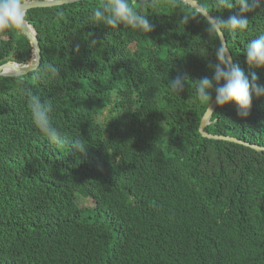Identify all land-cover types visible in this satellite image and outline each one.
I'll return each mask as SVG.
<instances>
[{
	"label": "trees",
	"instance_id": "trees-1",
	"mask_svg": "<svg viewBox=\"0 0 264 264\" xmlns=\"http://www.w3.org/2000/svg\"><path fill=\"white\" fill-rule=\"evenodd\" d=\"M100 2L28 10L40 64L0 76V264H264V150L199 132L195 87L213 75L218 40L201 17L180 24L169 0L144 10L147 34L85 22ZM200 2L225 20L238 11ZM245 15L246 30L224 37L233 64L264 84L244 52L264 34V6ZM31 53L21 31L0 33V65ZM178 70L180 95L168 85ZM25 91L52 103L65 144L35 128ZM204 130L264 148V96L246 118L217 106Z\"/></svg>",
	"mask_w": 264,
	"mask_h": 264
},
{
	"label": "clouds",
	"instance_id": "clouds-1",
	"mask_svg": "<svg viewBox=\"0 0 264 264\" xmlns=\"http://www.w3.org/2000/svg\"><path fill=\"white\" fill-rule=\"evenodd\" d=\"M157 3L158 0H141L140 10H136L130 5L129 0H101L99 7L93 8L91 14L84 20L93 24L102 22L111 29H119V26L123 25L124 28H130L139 34H147L152 32L155 26L150 23L149 16L144 14V10L154 9ZM169 3L177 11L184 13L180 24L186 25L190 20L201 17L208 25L206 31L210 37L218 40L215 46L217 62L209 65L213 69V75L197 80L195 91L199 101L207 105L208 112L213 113L210 105L213 102L214 91L216 105L224 106L234 102L237 116L248 117L253 96L257 98L264 96V84L258 83V77L254 72L249 78L239 65L232 63L230 48L224 35L227 32L236 36L246 30L249 20L245 14L264 6V0H214L212 9L238 7L237 13L226 20L210 15V10L200 0H196L194 5L189 4L187 0H169ZM27 10L28 0H0V33L17 30L22 32L26 26ZM75 50L79 51V45H76ZM244 52L249 67H264V34L248 40ZM186 81L187 76L178 70L176 76L168 81V85L174 93L180 95L185 89ZM25 95L29 101L31 120L35 128L50 143L65 144L66 137L52 121V103L42 101L41 96L32 91H25ZM72 147L80 153H85L87 144L81 139H75L72 140Z\"/></svg>",
	"mask_w": 264,
	"mask_h": 264
},
{
	"label": "water",
	"instance_id": "water-1",
	"mask_svg": "<svg viewBox=\"0 0 264 264\" xmlns=\"http://www.w3.org/2000/svg\"><path fill=\"white\" fill-rule=\"evenodd\" d=\"M81 0H29L28 1V10L32 8H38V7H52V6H58V5H63L67 3H72V2H77ZM141 1V0H139ZM187 2L191 5H194L196 3V0H187ZM27 10V11H28ZM210 14V13H209ZM211 15V14H210ZM22 33L28 38L30 41L31 47H32V53H31V60L29 63H18L14 61H8L4 64L0 65V76H20V75H25L31 71H34L37 69V67L40 64L41 60V48L39 45L38 37H37V32L35 30V27L31 25L27 20H26V26L25 29L22 31ZM225 39V37H224ZM230 53V51H229ZM231 55V54H230ZM233 63V61H232ZM218 105H216L213 102L211 103L210 107L212 108V112H214L215 108ZM213 113L208 112L206 109L205 113L203 114L200 125H199V132L202 136L210 138V139H218V140H227L231 142H236V143H242L245 145H249L254 149H257L259 151L264 150L263 147H259L256 145H251L247 142H243L235 137L232 136H225V135H218V134H211L206 132L204 129L207 125L210 124V119Z\"/></svg>",
	"mask_w": 264,
	"mask_h": 264
}]
</instances>
